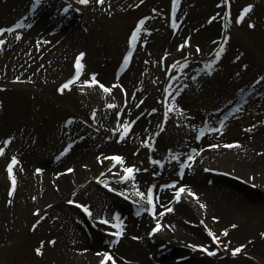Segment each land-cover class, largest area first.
Segmentation results:
<instances>
[{"label": "rangeland", "instance_id": "374dc122", "mask_svg": "<svg viewBox=\"0 0 264 264\" xmlns=\"http://www.w3.org/2000/svg\"><path fill=\"white\" fill-rule=\"evenodd\" d=\"M29 1L33 0H0V28L7 29L14 24H29L33 19L25 15L27 14L26 4ZM46 1L48 0H40L36 4L34 9L40 12L35 14L33 11V16L43 19L47 17V14L42 15L43 8L39 6L46 5ZM49 1H52L54 6L61 5L59 0ZM75 1L82 15L80 14V20L76 18L74 23L76 25L79 21L83 24L77 25V30H66L55 35L58 39L78 37L67 60L64 61L61 58L58 65H52V62L47 61L49 64L43 62L35 66V60L40 57H36L34 61H26L19 59L17 53H12L5 60L9 46L24 39L23 34L27 31L30 33L29 41H32L34 47L40 48L38 43L43 36L40 37L38 32L43 29L28 28L24 31L22 27L20 29L15 27L11 32H0V35L2 34L0 40L6 41L5 44H0V51L3 50L0 54V148L4 149L3 153H0V264H70V261L66 259L56 263L52 257L43 253L47 251V246L56 245L58 242V239L56 240L58 229L55 223L62 221L61 227H63L68 215L75 214L69 206V200H79L83 205H88L85 203L86 197L93 190L92 188L102 196L98 182L91 183V186L90 183L81 185L76 191L69 193V187L80 180L74 173L80 169L86 171L84 172L86 175L94 176L93 171L99 170L95 176L97 179L102 176L101 173L104 174V170L111 162L118 166L115 174H119L124 166H133V168L139 166L146 157L143 158L141 151L139 152L140 147L136 148L137 144L132 142L127 151L129 156L123 160V164L111 160L112 156H119L120 144L129 138L119 136L120 126L129 120V116H123L116 101L118 95L116 92L119 89L117 83L122 81L123 73L119 78L121 72L116 73L112 64H106L109 59L114 61L120 59L126 48L128 37L139 20L147 17L137 36L140 47L132 56V66L136 69L137 78L133 77L131 82L123 84L126 91L121 93L125 97L130 91L131 96H136L133 102L139 98L144 101L143 105L149 103L157 105L161 96L160 89L166 80L168 81L167 90L174 95L175 93L179 95L181 91L184 92L183 95H187L194 87L196 89L194 94L200 91L202 95L208 91H213V94L214 91L221 94L232 93L233 97L230 101H234L239 95L242 84L249 82L264 70V0H227V3L224 0H178L174 11L172 0H114L112 6L111 4L103 5L102 2L98 4L96 0H94L96 3L88 0L86 4ZM248 4L252 5L251 10L245 13L241 22L237 24L235 17ZM45 10H49L48 6ZM54 12H59V9ZM225 12L228 13L227 16ZM196 13H199L198 17H195ZM209 17H212V20H209ZM249 21L254 25L252 28L248 27ZM184 27L187 29L186 33H184ZM48 30L45 28V31L48 32ZM17 32L20 35L19 39L16 38ZM34 34H37L38 38ZM225 36L227 40L224 39ZM221 44H223V50L217 58L215 52L219 50ZM44 45L47 44L44 43ZM197 47L200 49L199 52L196 51ZM77 52L85 53L81 58L83 67L80 79L74 81L68 88L57 91L71 73ZM23 54L21 53L22 56ZM11 59L13 61H10ZM221 62L223 65L219 66ZM29 66L32 67L31 71L28 70ZM217 66L218 70H215ZM103 67L104 70L101 72ZM91 73L95 74L96 80L100 77L99 81L103 79V73H107L105 82L116 85L115 101L112 98L101 99L100 96L87 90L88 86L84 84V81L92 79L89 75ZM21 75L27 78L24 79ZM203 80L206 83L202 82ZM196 99L185 100L187 113L183 123L181 118L176 120L173 117L161 133L158 131L159 137L155 144L151 143L150 151L153 152L151 160L160 161V163L153 164L149 161L146 167L147 172L154 173L163 168L162 159L165 149L171 150L173 156L175 152L182 155L180 159L187 152V145L185 148L183 145V149H176L177 139L184 136V139L192 140L198 122L207 112V108H202ZM107 105H113L111 108L114 113H110ZM143 105L140 110L143 109ZM194 107H196L195 114L192 112ZM100 112L110 114L105 120L111 126L109 129H100V126H105L95 123H100L98 119H95ZM263 112V108L260 109L257 106L252 118L248 115L245 118L246 121L240 122L244 127L256 128L254 134L248 136V138L254 137L253 140L250 139L249 146L245 147L248 150L259 146L253 143L255 137L260 141L264 139ZM116 113L120 115L117 116ZM157 118L158 115L151 116L153 125L156 124ZM149 125L142 121V127ZM84 131L101 136L103 139L98 142L101 145L100 151L87 155L95 165L93 162L87 163L88 158L77 162L69 160L73 151L78 148H75L77 145H73L70 154L65 155L66 158L64 157L57 167L48 166V162L53 160L52 157L60 152L63 145L73 143L74 133ZM6 139L9 140L7 145L3 143ZM144 146L147 147V145ZM261 150L258 149L256 154L260 155ZM41 156L43 158L38 159ZM12 157L16 158V163L12 167L14 185L8 179L7 171V164ZM97 157L102 159L98 162ZM105 157L107 159H104ZM40 168L41 171L51 168L48 177L38 179L41 171L37 172L36 169ZM208 168L217 169L218 166L208 165ZM67 169L72 171L68 172ZM212 178L213 181L226 182L222 176L214 175ZM254 179L257 180L256 177ZM41 180L44 181L40 183ZM256 180L254 184L259 191L247 190L245 199L249 202L243 201L242 206L264 199V183ZM35 182L38 184L36 185ZM62 183L66 186L64 191L58 189ZM236 183L232 180V184L229 182L227 184L232 185L237 193L244 195L238 190L242 184L237 183L238 186ZM9 188H12L11 196L8 194ZM66 190L68 191L65 193ZM198 196L200 197L199 193ZM185 198L187 199V191ZM15 199L16 205L13 202ZM92 212L94 218L102 216L107 219L106 215L99 210ZM257 213L262 215V218L254 230L244 231L245 223L242 220L239 222L240 216L234 212L232 224L227 223L224 226L208 229L219 238L217 243H213L207 231L203 235L199 234L200 232L192 233L191 235H194L192 239L186 238L191 239L192 243L203 246L208 252L214 250V256L205 259L208 260V264H216L220 261L221 264L225 262L264 264V237L260 236V233L264 232V205L258 209ZM211 219L213 221L210 222L218 223L217 215L215 217L212 215ZM33 224H36L35 228L32 227ZM230 225L235 227H229ZM194 228L199 229L200 226H194ZM222 230H227V234L222 235ZM224 244L228 247L225 248ZM241 244L244 248L233 256L230 249ZM37 247L41 248L40 255L35 252ZM144 250L148 252L147 248ZM209 259L214 261L209 262ZM196 261L198 260H192L190 264H196ZM198 262L197 264H200V261ZM95 263H99L96 255L89 264Z\"/></svg>", "mask_w": 264, "mask_h": 264}, {"label": "bare ground", "instance_id": "6f19581e", "mask_svg": "<svg viewBox=\"0 0 264 264\" xmlns=\"http://www.w3.org/2000/svg\"><path fill=\"white\" fill-rule=\"evenodd\" d=\"M113 1L114 0H105V1L103 0L102 3L103 5L107 4V6H109L108 4H111L112 6ZM92 2L96 3L94 0ZM204 3L207 4L206 1H204ZM50 7L52 8V10L55 9L54 5H51ZM45 14L47 13H43L42 15ZM198 16L199 13H196L195 17ZM44 20L45 19H43L40 22L41 23L45 22ZM71 26L73 27L72 23ZM38 27L41 28V26ZM186 27H184L185 30L184 33H186L187 30ZM28 32L29 31L23 34L24 39L19 41L17 44H12L11 46H9L8 52L5 54L6 55L5 60H7L12 53H17L19 59L22 58V60H26V61H34L36 57H40L35 60V66H39L40 63L43 62H45V64H49V62H52V65L54 64L58 65V62H61L60 61L61 58L64 59V61L67 60L68 55L70 54L71 50H73L72 47L75 46L77 42L76 39H78L77 36H75L77 38L67 37L65 39H58L57 36L46 37V38L43 37L41 38L40 43H38V46L40 48H36L33 46L32 41L31 42L29 41L30 33ZM5 43L6 41L4 42V44ZM44 43H46L47 45L45 46ZM2 51H0V54L2 53ZM21 53L22 54L24 53L23 56L21 55ZM10 61H13V59H11ZM106 64L113 65V61L111 63L107 62ZM31 69L32 67L29 66L28 70L31 71ZM103 70L104 67L101 68V72ZM135 70L136 69L132 66V61H131L128 68L121 77L122 81H118L117 83V87L119 88L118 89L119 91L117 90L116 92V94L118 93L116 100L117 107L122 110V114L125 117L127 115L134 114L135 107H133L131 103L130 91L129 93H127L125 97H123L121 93L126 91L125 86H123V84L125 83L128 84L129 81L131 82L133 77L137 78V75L135 74ZM106 74L107 73H103L102 76L103 79L99 81L98 80L100 78L99 77L97 81L99 83L104 84L106 87H109L111 89L110 92L108 93L102 92V90L99 88L98 85H92L91 87L87 85L88 86L87 90H89V92L95 93L96 96L98 97L100 96L101 99L112 98L113 101H115L114 100L115 87H113L112 84L105 82ZM21 76L24 79L27 78V76L25 75H21ZM79 76L80 74L78 75V77ZM120 88H122L123 91H121ZM128 90L129 89H127V91ZM204 95L205 96H203V98L200 99L203 100V103L205 104H209L214 98L215 100L217 99V94L215 93L213 94V91H208L204 93ZM184 101H185V96L182 95L179 96L178 101L175 100L173 105L171 104V106H169V109L166 112L167 116H172L174 113L175 114L178 113L180 116L185 115L183 112V110H186ZM200 104H202V102H200ZM107 114L108 113L103 115L105 116ZM167 116H164V121H167L166 120ZM102 119L107 120L106 118H102ZM229 126L230 128L226 131V133L220 137V138H224L223 140L221 139V141H218L217 139L219 138L213 135L209 137V139L206 141V144L208 145L199 147V150L195 154L196 161L193 164L194 172H189L187 175H185L182 178V181L181 180L178 181V183L181 184V187L185 189V192L187 190H191V192L195 194V198L189 195V192L187 191V199L186 200L183 199L182 202L174 205L171 200V194L169 193L168 190H166L167 187L166 182L163 183L160 180L161 177L167 175V173H163L160 177H156L153 181L147 182V183L155 182L154 187L156 193L153 194L154 216L150 217L149 213L145 209L144 213H141V215L137 219L121 220L123 221V229H124L122 237L117 243H115L112 246L111 249L108 250L109 254L116 261V264H151L152 263L151 260H154V255L158 252L155 249L156 246L159 244V242L150 243L146 238V234L147 231H149L151 222L159 221L160 224L161 223L169 224L171 230L173 231L172 234L164 233L163 235L160 234L158 236H155L156 240L159 241L164 242L165 240H170L169 245H177L176 242L178 239H185L186 237L192 239L194 236L191 235L192 233L200 232L199 234L203 235L206 229L207 230L209 228L214 229L216 227L224 226L227 223L232 224V221L234 222V218H233L234 212L240 216L239 222L242 220L243 223H245V225H243L244 231L250 229L254 230L255 227L258 226V223L261 221L262 215H260L257 212L258 209L264 205V200L258 202L252 201L251 205L242 206L244 202L246 203L249 202L248 200L245 199L246 198L245 195L239 194L236 191L229 189L221 181H219V183L217 181H212L210 175L204 174L201 171L203 165H216L218 166L217 168L218 170L226 171L230 173L234 172L235 174H238V176L242 178H246V180H249L250 179L249 176H252L253 182H255L256 179H254V177H256L259 182L264 183V154H263L264 142H262L264 141V139L260 141V139L258 138L259 140L258 141L256 139L257 137H255V141L253 143L259 146L255 145L256 149L253 148V150H248V148L245 147L249 146L251 140H253L254 137L248 138L246 135H241L243 134V132L240 131L239 127H237V124H233ZM135 128H136V132L131 133L132 130L129 131L131 133L129 136H131V138L133 140H136L137 142L139 140V137L142 136L143 141L147 142L150 136L146 128L144 129L140 128L139 130V126L137 125ZM234 142L238 146H234L231 148L226 147V145L233 144ZM185 143L186 140L184 141V144ZM211 145H215V147H211ZM128 146L129 145L127 144L125 147L122 148L124 152H126ZM258 149L263 150V151L261 150L260 155L256 154V151ZM93 152L94 150L91 144L82 143V145L78 146V148L75 151H73L69 160L73 162H77L81 159L88 158L87 163L93 162L91 161V158L87 157V155H91ZM167 161L172 163L171 165H168L167 170H173V162L170 160V158H167ZM53 167L54 166H52L51 168ZM55 167H57V165H55ZM51 168L41 171V173L38 175V179H42L41 177H45V178L48 177ZM84 172L85 171H81L80 169H77V171L74 173L75 176L77 175V179H80L79 182H84L87 179V176ZM173 175H175L174 171H173ZM205 177L206 180L204 181ZM146 179H147L146 174L137 175L135 183L140 184ZM149 179H153V178L150 177ZM43 181L44 180H41L40 183H42ZM35 184L37 185L38 182H35ZM131 184L133 183H129L128 186H130ZM40 186H44V185L40 184ZM64 188L66 189V186L64 183H62V185H60L58 189H60V191H64L65 190ZM46 189L47 188H45V190ZM69 189L70 192L74 190V185L69 187ZM68 190H66L65 193ZM198 193L200 194L201 197L197 196ZM13 202L14 205H16V199ZM165 204L172 205V210L170 211L169 214L163 213V215H160L159 214L160 211L158 209H161L162 206H164ZM201 204L204 205L203 208H201L200 206ZM212 215L214 217L217 215L218 223L210 222L214 220L213 218H212L213 220L211 219ZM61 223L62 221L60 223L57 222L55 223V226L58 229V231H56V237H57L56 240L58 239V242H56V245H51L52 247L47 246L46 248L47 251L43 253L45 255H49L50 258L52 257L53 261L56 263L57 261H61L64 259L69 260L70 264L91 263V261L93 260L92 257L93 254L99 250L98 246L93 247L94 245H96L93 240L96 237L102 239L103 238V236L101 235L102 233L91 231L89 235L85 236L83 231L80 230V227L77 224L73 223V220L72 221H70V219L68 221L66 220L65 224L63 223V227H61ZM192 226H200V228L199 229H196L194 227L191 228ZM188 227L189 230L185 229ZM231 231L232 229L230 228L229 229L230 234ZM163 232H169V231L163 230ZM132 237H138V239H133ZM146 248L148 249L149 255L146 254L144 250ZM55 250L58 254L56 252L54 253ZM56 254L58 257L56 256ZM169 261H170L169 259H165L163 263L168 264ZM207 262L208 261L205 260L203 261V263L202 262L200 263L207 264ZM225 264H229V263L225 262Z\"/></svg>", "mask_w": 264, "mask_h": 264}, {"label": "snow or ice", "instance_id": "6c2138e0", "mask_svg": "<svg viewBox=\"0 0 264 264\" xmlns=\"http://www.w3.org/2000/svg\"><path fill=\"white\" fill-rule=\"evenodd\" d=\"M39 2H40V0H33V6H35V4H37V3H39ZM87 2H88V0H78V3H81V4H86ZM96 2L99 4V3L102 2V0H96ZM224 2L227 3V0H224ZM177 4H178V0H172V8H173V11L175 10ZM251 8H252V5H251V4L246 5V6L240 11V14H239L238 16L235 17V22H236L237 24H239V23L241 22V19H242L243 16H244V14L247 13V12H249V11L251 10ZM227 15H228V13L225 12V16H227ZM146 19H147V17H144V18H142L141 20H139V21L136 23L135 27L132 29L131 34H130V36L128 37V41H127L129 51L126 52V53L124 54V56H123V63L121 64V67H124V66L127 65V62H128V60H129V57H130V54H131V48L133 47V43H134V41L136 40V38H137L138 34L140 33V31L142 30V25L144 24V20H146ZM209 20H212V17H209ZM18 26H19L18 24H14L12 27H9V28H7V29H5V28H0V32H5V31L11 32V31L13 30V28L18 27ZM253 26H254V25L251 23V21H249V23H248V27H249V28H252ZM173 27H175V24H173ZM16 38H17V39L20 38V35H19L18 32L16 33ZM224 39L227 40V36H225ZM2 43H4V41H3V40H0V44H2ZM185 44H187V40H185ZM179 47H180V46H178V48H179ZM222 50H223V44H221L220 47H219V50H217V51L215 52V56H216L217 58H219L220 51H222ZM196 51L199 52L200 49L197 47V48H196ZM84 55H85V53H83V52H79V53L76 54V56H75V67H76V70H77V71H76V74H75V75H72V76L70 77V79H68L65 83L61 84L60 87L57 89V91H61V90H63V89L68 88L70 84H72L74 81H76L77 76L79 75V72H80V70H81L82 67H83V65L81 64V58H82ZM89 75L92 77L91 81H89V80H85V81H84V84L88 85L89 87H91L92 85H98L99 88L102 90V92H104V93H108V92H110L111 89H110L109 87H106L104 84L99 83V82L95 79V74H94V73H91V74H89ZM115 86H116V85H113V87H115ZM121 91H123L122 88H121ZM165 92H167V89H165ZM107 107L111 108V107H113V105H107ZM153 111H155V109H153ZM116 115L119 116L120 113H116ZM165 116H167V113H165ZM130 126H131V125L128 124L127 122H125L124 124H122L120 127H121L123 130L119 131V136H120V137H124V136L127 134L128 129L130 128ZM113 131H116V130L113 129ZM217 131H219V129H217ZM197 139H199V135L197 136ZM3 143H4L5 145H7V144L9 143V140L6 139V140L3 141ZM234 146H238V145H236L235 142H234L233 144H228V145H226V147H229V148L234 147ZM211 147H215V145H211ZM3 151H4V149H3V148H0V153H3ZM67 151H68V149L65 148V149H64V152H67ZM192 151H195V149H193ZM64 152H62L61 155H63ZM172 158L175 159L176 157L173 156ZM101 159H102L101 157H97V161H98V162H99ZM104 159H107V157H105ZM149 159H150V162L153 163V164L160 163V161L151 160V158H149ZM192 159H193V157H192L191 155L187 156V158L184 160V162H183L182 164H180L179 167H180L181 169H183V168L185 167V165L188 163V161H190V160H192ZM111 160H112V161H116V162H120L121 164H123V160H122V158L119 157V156H112V157H111ZM15 163H16V158H15V157H12V158H11V161H10V162L8 163V165H7L8 179H9L10 181H12L13 185H14L15 181H14V177H13V175H12V167H13V164H15ZM36 171H37V172H40L41 169H36ZM66 171L71 172L72 169H67ZM135 171H138V169H135V168H133V167H125V168L123 169V173H124V174L120 176V180H121V181H124V180H128V179H130V178L132 177L133 172H135ZM101 175H103V174H101ZM97 180H98V182L103 183L105 187H108L107 183H106L105 181H103L100 177H97ZM162 187H164V186H162ZM184 190H185V189L182 188V187H178V188H176V190H175V195H174L173 199H179V198H180V193H181L182 191H184ZM132 191H133V193H134L137 197H140L141 199H145V198H146V201H147V209H146V210H147V212L149 213V215H152V214H153V205H154L153 189H152V187H151V186H148V187H147V194H146V196H145V193L142 192V191H140V190H138V189L136 188L135 185H133ZM187 191L189 192V195H191V196H193V198H195V194L192 193L191 190H187ZM8 194H9V196L12 195V188H9V192H8ZM119 194H120V195H124L123 192H121V193H119ZM125 198H127V197H125ZM68 203H69V204H73V203H75V202H74L73 200H69ZM200 206H201V208L204 207L203 204H201ZM77 207L82 208L83 211H84L86 214L91 215V213H90L89 208H88L87 205L77 204ZM144 210H145L144 208H139L138 211H137V215L139 214L140 211H144ZM171 210H172L171 208H168V209H165L164 211H171ZM37 211H38V210H37ZM33 214L35 215L36 213L34 212ZM159 214H160V215H163V211L160 212ZM41 219H42V218H41ZM97 219L99 220V222H100L101 224H111V227H112L113 229H115V231L112 232L111 235L114 236V237H116L117 239L123 234V231H124V229H123V221H120V220L118 219V216H117L116 213H113V214H112V216H111V220L105 219V218L102 217V216H98ZM213 219H216V218H213ZM113 222H114V223H113ZM32 227L35 228V227H36V224H33ZM229 227H235V225H230ZM160 228H161V225H160L159 221H156V222H155V226H153V227L151 228V230L147 233L148 236H149V237L153 236V234H154V233H157L158 230H159ZM206 231H207L208 236H209V237H212V241H213V243H217L218 240H219V238L216 237V236H214L213 233H212L211 231H209V230H207V229H206ZM221 234H222V235H226V234H227V230H222ZM260 236H261V237H264V232H261V233H260ZM132 238H133V239H138V237H132ZM41 243H43V242H41ZM48 243H52V241H48ZM115 243H116V240H115V239L111 241V244H115ZM111 244H109V247H111ZM190 246L193 247V248H197V247H201V248H203V246H200V245H190ZM223 246H224L225 248L228 247L227 244H224ZM243 248H244V245H242V244H241V245H238L237 247L230 249L231 254H232L233 256H235V255H236L237 253H239V252L241 251V249H243ZM205 250H206V249H205ZM35 252H36L37 255H40V254H41V248H40V247H37V248L35 249ZM213 254H214V250L208 252V255H213ZM96 256L99 258V264H106L107 261H110L111 264H116V261L113 259V257H112V256L109 254V252H107V251L97 252V253H96Z\"/></svg>", "mask_w": 264, "mask_h": 264}]
</instances>
